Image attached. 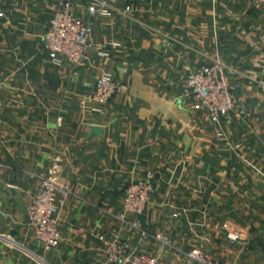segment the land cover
<instances>
[{"label":"crops","instance_id":"obj_1","mask_svg":"<svg viewBox=\"0 0 264 264\" xmlns=\"http://www.w3.org/2000/svg\"><path fill=\"white\" fill-rule=\"evenodd\" d=\"M74 1L91 19L94 1ZM106 1L88 59L59 65L45 46L58 0H0V264H108L101 238L114 232L163 264H196L186 256L194 248L221 264H264V9ZM216 58L238 98L220 122L182 96L189 70ZM111 68L128 88L82 105ZM52 171L72 193L59 212L61 242L46 251L27 209ZM148 172L156 191L142 238L117 215L125 187ZM157 233L172 241L164 251Z\"/></svg>","mask_w":264,"mask_h":264},{"label":"built area","instance_id":"obj_2","mask_svg":"<svg viewBox=\"0 0 264 264\" xmlns=\"http://www.w3.org/2000/svg\"><path fill=\"white\" fill-rule=\"evenodd\" d=\"M88 6L92 16L85 18L78 14L74 0H58L45 35V46L51 60L61 64L65 59L74 65H82L92 49L91 36L94 21L110 11L106 0H93ZM258 9H264V0H250ZM130 7L127 6L126 10ZM128 86L115 77L111 68L97 78L94 91L82 103L104 105ZM182 96L190 101L197 111H206L214 121L220 122L238 107L236 87L227 79L225 63L216 58L203 63L197 70H189L183 85ZM248 116L246 111H239ZM156 191V175L148 172L144 177L131 181L124 189V201L117 218L122 224L138 230L141 237L149 232L141 216L146 213ZM71 187L59 181L55 171L40 176V190L27 209L29 226L34 230L35 241L44 250L51 251L59 246L62 238L59 212L71 195ZM168 205H173L169 193ZM154 238L161 243L162 250L170 245L169 238L157 233ZM108 257V264H163L159 256L140 248H133L131 239L119 232L101 238ZM188 260L196 264H220L207 252L194 248L187 253Z\"/></svg>","mask_w":264,"mask_h":264},{"label":"water","instance_id":"obj_3","mask_svg":"<svg viewBox=\"0 0 264 264\" xmlns=\"http://www.w3.org/2000/svg\"><path fill=\"white\" fill-rule=\"evenodd\" d=\"M90 129H91V132H90L91 134H101V132H102V127L97 126V125L90 126ZM141 219H142V222L144 224L145 220H146L145 214L141 216Z\"/></svg>","mask_w":264,"mask_h":264},{"label":"rangeland","instance_id":"obj_4","mask_svg":"<svg viewBox=\"0 0 264 264\" xmlns=\"http://www.w3.org/2000/svg\"><path fill=\"white\" fill-rule=\"evenodd\" d=\"M6 230H7V229H6ZM146 230H147V229H146ZM166 236H167V235H166ZM167 237H168V236H167ZM168 238H169V237H168ZM169 240H170V243H171V245H172V241H171L170 238H169ZM3 243H4V242L0 240V245H3ZM171 245H170V246H171ZM170 246H169V247H170ZM188 252H189V251H188ZM188 252H187V253H188ZM187 253H186V256H187ZM187 260H188V257H187ZM188 262H190V261L188 260ZM190 263H193V262H190ZM218 263H219V262H218ZM220 264H221V263H220Z\"/></svg>","mask_w":264,"mask_h":264}]
</instances>
